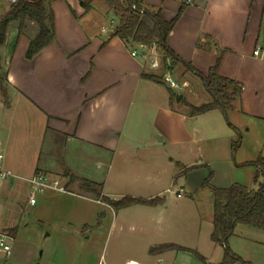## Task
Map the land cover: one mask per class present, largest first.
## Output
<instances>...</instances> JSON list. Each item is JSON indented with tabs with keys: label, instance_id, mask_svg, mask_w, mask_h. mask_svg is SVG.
<instances>
[{
	"label": "crops",
	"instance_id": "0c3cea01",
	"mask_svg": "<svg viewBox=\"0 0 264 264\" xmlns=\"http://www.w3.org/2000/svg\"><path fill=\"white\" fill-rule=\"evenodd\" d=\"M84 1L90 4L89 10H85L80 0L52 1L49 8L54 13V38L31 59L26 54L30 40L38 33V24L26 20L19 32V21L9 22L6 39L0 44V117L22 112V121H28V126L25 132H15L12 120H0L5 166L8 167L6 149L15 139H21L18 143L34 156L33 169L27 177L42 170L63 176L68 184L65 193L72 195L73 202L83 211L86 202L74 197L108 205L100 197L89 198L72 191L93 193L81 187L83 181L101 184V194L111 199L125 194L144 199L164 198L173 191L171 184L180 182L177 197L195 199L201 192L209 197L212 233L214 196L209 187L203 186L209 175L208 162L198 159L186 163L178 159L179 170L172 171L168 179L157 165L148 164L136 153L160 149L161 145L180 146L186 154L195 150L199 153L196 146L204 139L219 138L223 152L216 160L211 185L226 188L239 183L254 191L258 189L262 179L255 181L256 167L238 164L264 157V58L254 55L256 46L264 45V0H143L148 6L161 7L166 20H171L183 5L184 11L168 37L169 46L203 74L216 66L219 75L243 84L233 108L236 122L231 123L239 131L245 127L246 134L251 136L246 148L243 140L233 158L229 145L233 129L224 127L223 113L213 109L191 116L183 102L174 104L165 83L143 77V73L158 75L157 72L144 68L143 59L132 56L125 42L112 36L118 18L106 0ZM189 74L192 75L186 72L185 76ZM184 101L200 105L209 101V97L206 94L198 103L188 97ZM204 116L209 117V122L198 128V119ZM242 119L245 121L241 122ZM255 136L260 137L257 142L253 140ZM190 167L194 168L183 175V170ZM135 206L148 209H138L141 217L130 219L131 225L148 231L152 222L142 218L143 213H162L164 203L128 208ZM93 207L90 206L98 216ZM121 210L114 211L109 241L116 228L122 227L118 221ZM258 229L238 223L230 237L231 249L243 259L247 256L251 260V255L243 252V242L264 246V230ZM165 244L175 243L157 241L149 249L160 258L157 264H164L162 260L168 250L151 252V249ZM186 248L209 258V264L219 263H214L211 255L198 247ZM129 261L141 264L130 257H125L123 264ZM109 262L119 264L112 253Z\"/></svg>",
	"mask_w": 264,
	"mask_h": 264
},
{
	"label": "rangeland",
	"instance_id": "374dc122",
	"mask_svg": "<svg viewBox=\"0 0 264 264\" xmlns=\"http://www.w3.org/2000/svg\"><path fill=\"white\" fill-rule=\"evenodd\" d=\"M11 6L7 0H0V17L5 15ZM30 26L28 25V27ZM259 45L262 46V44L257 46ZM135 48L138 49V46ZM163 64L164 66L154 72L163 77V74L168 71L176 82L182 84L186 81L188 83V86L184 88L174 89L177 93L182 94L181 100L187 97L197 103L204 100L206 92L197 76L192 73V75L185 76L184 68L180 66L171 68L170 61ZM148 71L150 70L148 69ZM165 84L170 87L167 82ZM181 100L178 103H181ZM173 103L175 104L176 100H173ZM233 110L228 111V119L235 123L237 115L233 114ZM14 114L13 117L9 114L6 116L2 114L0 120L2 119L3 122L12 120L15 132H25L28 121L23 123L22 112ZM208 116L200 117L196 126L200 128L208 123ZM225 121L224 127L231 128L226 119ZM244 121L241 120V122ZM247 121L249 120L246 119ZM248 124L252 125L250 121ZM245 129V127H241L240 132L236 135V133L234 134L236 131L231 128L233 136L229 145L232 158L234 156L232 145L235 141L239 140L240 146L244 140L243 148H246L251 135L246 134ZM259 139L260 137L255 136L253 140L257 142ZM19 140L15 139L6 149L7 165L16 175L27 177L32 172L34 156L27 152V148L22 146V143L21 145L18 143ZM2 146H4L3 143ZM161 146L160 149L140 150L136 155H141L148 164L157 165L158 170H163L168 179L172 171L179 170L176 165L178 159H183L186 163H193L201 159L204 163L208 162L209 168L214 170L217 165L216 160L223 152L221 139L211 136L196 146L197 151L200 148L199 153L195 150L186 154V151L181 150L180 146ZM171 157L174 160H170ZM248 166L251 168L253 165ZM43 172L48 173L47 171ZM48 174L51 175V173ZM51 177L60 178L66 185L63 176L51 175ZM168 182L167 186H169ZM251 185L255 187L253 184ZM180 187V182L171 184L170 188L173 191L168 193L167 197L163 196L162 213L160 211L143 213L142 218L146 217L152 222L148 231L140 230L139 225L132 226L130 222V219L135 220L137 216H140L138 209L145 210L148 207L135 206L119 209L121 211H119L118 221L122 227L116 228L114 235H110L109 241L113 214L117 210H113L105 203L98 204L88 199L74 197L81 202H86L84 205L86 208L83 211L77 203L73 202V197H70L72 195L52 190L39 194L37 204L31 206L28 203L29 184L19 177L11 178L3 184L0 191V226L13 235V247L10 256L0 257V264H110V253L116 257L119 264H123L125 257L137 259L141 264H157L160 258L155 257L149 250L157 241L160 243L173 242L195 249L198 247L201 251L211 255V260L214 263L217 261L220 263L223 247L220 249L211 239L209 217L212 207L209 197L206 196V193L201 192L195 199L179 198L176 192ZM97 188L98 192H101V187ZM72 191L89 198L98 197L94 193L89 194L78 189ZM126 195L128 194L123 196ZM123 196H116L113 199H120ZM91 205L94 206L95 211H98V216H95L94 210L90 208ZM30 220H35V222H30ZM162 225H164L163 228H161ZM134 241L136 243L133 245ZM243 243L245 244L243 252L246 255H251V260L247 256L244 259L251 264H264V246L255 242L246 243L244 241ZM207 259L209 258L205 259L195 254L182 253L173 249L167 251L162 261L164 264H209Z\"/></svg>",
	"mask_w": 264,
	"mask_h": 264
},
{
	"label": "trees",
	"instance_id": "16d2710c",
	"mask_svg": "<svg viewBox=\"0 0 264 264\" xmlns=\"http://www.w3.org/2000/svg\"><path fill=\"white\" fill-rule=\"evenodd\" d=\"M52 1L54 0H19L16 4H13L8 12L0 18V44L4 43L6 39L10 21H19V32H22L26 20L35 21L38 24V33L30 40L26 54L27 58L31 59L54 38V13L49 8ZM80 2L85 10L91 8L88 2L84 0H80ZM106 2L118 18V23L113 29L112 36L121 38L129 49H133L139 44L156 45L162 55L163 63L170 61L171 68L181 66L184 71L192 73L201 80L209 101L196 105L182 99L181 102L187 106L189 115L197 116L210 110L218 109L223 113L229 126L237 133L240 132L229 121L228 111L234 108L235 102L242 93L243 84L219 75L216 66L211 68L207 75L203 74L190 62L176 54L168 44V37L184 11L183 5L171 20H166L163 17L161 7L148 6L143 0H106ZM143 77L165 83L160 75L143 73ZM169 88L171 99L176 100L178 93L173 88ZM238 147L239 140L232 145L233 154H235ZM238 165H253L256 167L255 181L258 182L259 179H262L257 190H251L239 183H234L226 188L213 187L210 183L213 170L209 167V175L203 182V186L209 187L213 191L214 196L211 239L223 247V258L218 264H251L236 254L229 245V239L234 234L238 223H244L264 230V157L260 156L256 160ZM193 168L184 169L183 175H186ZM66 187H68V184ZM81 187L84 190L95 193L115 210L138 204L157 206L164 203V198L162 197L144 199L126 195L120 199H111L98 192L97 187H102L101 184L89 181H83ZM170 249L182 250L199 256L195 250L176 244H165L151 249V252Z\"/></svg>",
	"mask_w": 264,
	"mask_h": 264
},
{
	"label": "built area",
	"instance_id": "2783aa9c",
	"mask_svg": "<svg viewBox=\"0 0 264 264\" xmlns=\"http://www.w3.org/2000/svg\"><path fill=\"white\" fill-rule=\"evenodd\" d=\"M11 5L16 4L19 0H7ZM131 54L134 57H141L143 59V67L150 70H158L164 64L162 63V55L157 49L156 45L147 46L144 44H139L138 49H130ZM254 55L264 58V45L257 46L254 50ZM164 82H167L171 88L179 89L188 86V83L184 81L182 84L176 82L170 72H165L163 74ZM5 154L2 148L0 147V191L2 190L3 184L10 180L11 178H21L24 179L29 184L28 192V203L31 206L37 204L39 194L44 193L47 190H54L56 192H66L67 187L62 182L60 178H52L50 174L37 171L30 177H20L16 175L13 170L5 166L4 163ZM14 239L13 235L0 226V257H8L12 251V240ZM127 264H140L136 261H129Z\"/></svg>",
	"mask_w": 264,
	"mask_h": 264
},
{
	"label": "water",
	"instance_id": "95a60500",
	"mask_svg": "<svg viewBox=\"0 0 264 264\" xmlns=\"http://www.w3.org/2000/svg\"><path fill=\"white\" fill-rule=\"evenodd\" d=\"M182 94L178 93L176 96V101L179 102L181 100ZM30 222H35V220H30Z\"/></svg>",
	"mask_w": 264,
	"mask_h": 264
}]
</instances>
